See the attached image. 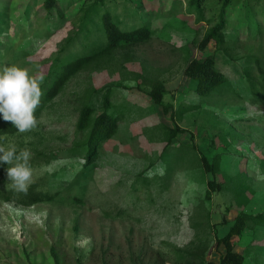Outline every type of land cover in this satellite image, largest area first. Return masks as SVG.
I'll list each match as a JSON object with an SVG mask.
<instances>
[{
	"label": "rangeland",
	"instance_id": "374dc122",
	"mask_svg": "<svg viewBox=\"0 0 264 264\" xmlns=\"http://www.w3.org/2000/svg\"><path fill=\"white\" fill-rule=\"evenodd\" d=\"M96 1L61 0L48 31L40 0H0L12 21L0 38L15 39L10 64L0 69L15 65L45 76L62 53L97 52L107 43L102 14L109 8L122 30L147 26L153 33L145 43L81 67L37 128L0 141L29 149L31 158L52 153L31 167V184L45 185L56 174L51 192H61L31 207L0 199V264H54L52 250L61 264H218L225 252L218 240L239 213L253 219L233 239L235 249L246 264H264V0H251L261 34H248L237 2L228 9L227 43L217 49L212 42L204 51L199 43L212 25L205 16L213 13L205 4L198 22L185 1L113 0L93 15L87 7ZM26 11L21 27L16 20ZM205 56L228 78L209 95L196 93L184 74L192 59ZM249 57L259 58L262 68L249 64L252 84L242 76ZM157 81L165 84L168 112L147 92ZM106 91L118 129L103 143L81 195L68 188L85 163L71 152L87 137L78 119L85 104L99 113ZM174 127L181 131L170 139ZM202 157L214 165L209 172ZM209 180L221 185L207 196ZM0 189H12L8 179Z\"/></svg>",
	"mask_w": 264,
	"mask_h": 264
},
{
	"label": "trees",
	"instance_id": "16d2710c",
	"mask_svg": "<svg viewBox=\"0 0 264 264\" xmlns=\"http://www.w3.org/2000/svg\"><path fill=\"white\" fill-rule=\"evenodd\" d=\"M42 2V7L46 12V17L43 20V23L48 27L51 25L50 22H53V12L57 10L56 15L58 16L59 11V2L61 0H40ZM179 3L185 1L186 3V13L191 15H196L198 22H204V4L205 9L211 8L213 13L210 17L205 16V23L212 24L207 28L205 35L199 43V49L204 51L210 43H215L217 49L222 48L226 42V29H227V14L228 9L237 2L242 3V8L244 10V18L247 21L248 34L251 35L252 31L261 34L263 25L257 19L254 12L251 0H175ZM113 0H97L93 4L87 7L88 11H94L93 15L99 14L103 6L112 5ZM3 8V9H2ZM0 10V36L10 32L11 18L6 13L7 7L2 6ZM110 9V8H109ZM107 9L103 14L102 18L104 20L105 32L107 35V43L97 52L92 53L88 56L82 58L75 57H65L66 54H60L56 57L48 73L43 76L44 80L42 83V88L44 89V96L41 101L40 107L36 110V117L40 122V119L51 104V102L60 94L67 82L72 78V76L79 71L81 67H84L92 62H99L105 57L112 55L115 52H118L120 49H127L128 47L145 43L152 38V30L144 26L142 28L125 31L120 28V25L117 24L112 19V14L110 10ZM24 19H18L16 22L21 24L23 21L25 24V19L29 18L27 15ZM2 15H5L2 18ZM262 17L264 18V12H262ZM21 27L23 25L21 24ZM14 41L7 42L0 38V65L10 64L7 61L9 60L10 53L14 49ZM5 48V49H3ZM67 48V47H66ZM65 51V50H64ZM25 56H28L29 53L23 51ZM11 60H9L10 62ZM254 61L260 67V59L257 57H249L246 59L245 67L242 69V76H246L250 84L253 83V76L251 72L250 63ZM260 71L262 68L260 67ZM185 76L189 79L193 90L201 95H209L216 91L219 87L226 85L228 80L227 76L224 75L216 66V61L213 56H205L200 59H192L185 68ZM150 98L153 102L161 106L165 112L169 111L170 106L166 105L164 101V95L166 93V87L163 82L157 81L153 84L150 90H147ZM109 95L106 91L103 99V108L102 110L95 114V109L90 105L85 104L80 111L77 128L80 132H87V137L84 142L79 145L74 146L71 149L73 154H82L85 158V163L77 174L75 179L71 182L68 188L73 189L77 188L79 194L86 192L88 183L91 178V173L95 164L100 155V149L104 142L111 139L117 132L119 118L109 112ZM181 131L179 127H174L170 129L169 136L170 139L176 136V133ZM20 134L17 132L16 128L10 123L5 122L0 115V141L6 137L14 136ZM19 151V150H17ZM54 157L53 154H44L40 153L37 156L30 159L31 167L37 162L38 159L47 160V158ZM202 162L204 168L209 172L214 165L211 164L205 157H202ZM8 165L5 163H0V184L4 183L7 179L6 169ZM51 182H47L45 185L42 180L36 181L31 184L27 193L16 192L13 189L3 191L0 189V199L5 202L14 203L18 206L31 207L40 203L50 202L54 200L58 195L61 194L59 190L51 192V187H54L57 184V176L53 174L49 176ZM43 184H41V183ZM208 191L207 196H210V192L216 191L220 188V183L216 180H209L207 182ZM50 187V188H49ZM78 200H82V197L73 196ZM253 217L246 215L244 213H239L233 225L230 226L227 234L218 240V244L223 245L225 252L220 256L218 264H246L245 255L236 251L233 239L240 236L246 229L249 228V223L252 221ZM54 256V264H61L59 258L52 250Z\"/></svg>",
	"mask_w": 264,
	"mask_h": 264
},
{
	"label": "clouds",
	"instance_id": "9594fccd",
	"mask_svg": "<svg viewBox=\"0 0 264 264\" xmlns=\"http://www.w3.org/2000/svg\"><path fill=\"white\" fill-rule=\"evenodd\" d=\"M42 74L31 75L26 68L15 65L0 69V115L23 134L37 128L39 120L35 113L44 96ZM32 153L16 146H0V163L8 165L7 179L16 192L27 193L33 182L30 165Z\"/></svg>",
	"mask_w": 264,
	"mask_h": 264
}]
</instances>
